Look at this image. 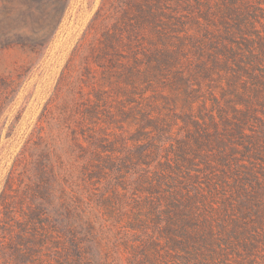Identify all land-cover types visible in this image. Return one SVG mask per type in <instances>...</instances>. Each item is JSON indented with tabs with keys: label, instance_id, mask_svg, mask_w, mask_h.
Here are the masks:
<instances>
[{
	"label": "trees",
	"instance_id": "1",
	"mask_svg": "<svg viewBox=\"0 0 264 264\" xmlns=\"http://www.w3.org/2000/svg\"><path fill=\"white\" fill-rule=\"evenodd\" d=\"M5 1L27 11L55 8L43 31L59 28L71 2ZM117 1L104 0L102 8H115ZM179 2L120 3L122 8H171ZM249 14L242 9L231 15L236 27L225 40L251 30L241 19ZM108 17L99 15L95 27L107 34L106 55L116 41ZM168 17L162 9H140V21L151 23L158 36ZM219 53L236 62L235 75L257 76L262 61L254 55L243 61L234 52ZM135 79L129 71L125 81L131 90ZM85 81L73 105L63 106L56 123L41 122L15 160L10 190L1 197L0 264H264V124L259 133L248 129L257 123L254 112L238 114L234 124L226 120L223 133L193 131L194 147L185 141L175 145L165 137L168 119L143 123L141 138L125 129L122 120L137 118L130 116L136 102L129 88L119 92L124 98L119 110L107 107V112L109 98L95 89L84 93ZM15 87L12 78L0 76V115ZM48 113L47 108V118ZM148 130L163 137L150 138ZM95 183L107 190L96 194ZM13 187H23L20 197L12 195Z\"/></svg>",
	"mask_w": 264,
	"mask_h": 264
},
{
	"label": "rangeland",
	"instance_id": "2",
	"mask_svg": "<svg viewBox=\"0 0 264 264\" xmlns=\"http://www.w3.org/2000/svg\"><path fill=\"white\" fill-rule=\"evenodd\" d=\"M121 1L115 8H102L104 0H71L59 28L43 31L55 8L27 11L10 8L0 0V76L12 78L17 85L0 115V212L1 197L10 190L8 177L26 142L41 122L56 123L63 106L73 105L83 79L89 86L84 87V93L95 89L109 98L103 111H118L124 101L119 92L129 88L126 76L129 71L135 73V87L128 91L135 93L130 116L137 118L122 121L125 129L139 138L143 123L161 124L168 119L165 137L175 145L185 141L194 147L193 131L223 133L226 120L234 124L238 114L250 110L257 123H250L248 129L257 133L263 129L264 48L260 47H264V0H180L171 8H122ZM137 1L144 4V0ZM140 9H162L168 14L159 36L151 23L140 21ZM242 9H250L249 15L240 18L251 24V30L234 33L233 41L228 42L224 38L236 27L231 15ZM122 12L129 17L124 19ZM105 13L109 16L108 32L116 40L110 55L104 54L107 34L95 29L99 15ZM7 43L15 45L3 48ZM244 44L253 48L245 49ZM218 50L234 52L243 61L253 55L261 60L257 76L251 74L257 80L235 75L236 62ZM247 72L250 75L251 70ZM222 109L226 113L221 119ZM147 132L150 138L163 137L155 130ZM22 188L13 187L12 195L20 197ZM93 188L99 195L107 190L98 184ZM1 241L8 242V238Z\"/></svg>",
	"mask_w": 264,
	"mask_h": 264
}]
</instances>
